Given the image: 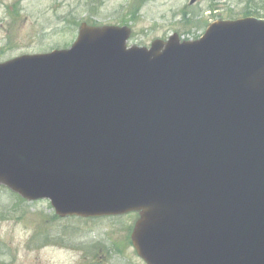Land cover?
<instances>
[{"label":"water","instance_id":"obj_1","mask_svg":"<svg viewBox=\"0 0 264 264\" xmlns=\"http://www.w3.org/2000/svg\"><path fill=\"white\" fill-rule=\"evenodd\" d=\"M131 35L84 23L0 63V185L60 218L139 214L147 264H264V20Z\"/></svg>","mask_w":264,"mask_h":264},{"label":"rangeland","instance_id":"obj_2","mask_svg":"<svg viewBox=\"0 0 264 264\" xmlns=\"http://www.w3.org/2000/svg\"><path fill=\"white\" fill-rule=\"evenodd\" d=\"M140 1L0 0V62L69 49L82 22L99 26L129 22L133 30L129 45L149 47L175 33L194 41L209 24L242 18L257 7L250 0L194 4L192 0H144L139 17L133 20L130 8ZM183 12L200 27L185 24ZM22 201L0 187V264H146L130 239L136 214L61 220L48 201ZM20 216L26 217L19 220Z\"/></svg>","mask_w":264,"mask_h":264},{"label":"trees","instance_id":"obj_3","mask_svg":"<svg viewBox=\"0 0 264 264\" xmlns=\"http://www.w3.org/2000/svg\"><path fill=\"white\" fill-rule=\"evenodd\" d=\"M250 3L255 4L259 8L257 10H255L257 8L256 7L253 10L247 11L246 13H244V17H256V18H262V19H264V13L261 14V12H264V0H250ZM141 9H142V6H141V8H134V9L131 10L130 16L132 17L133 20H136L139 17V14L141 12ZM182 14H183L182 15L183 21H184L185 24H187V25H194L196 27H200V26H198L199 25V22H195L191 18V16L188 15V13H184L183 12ZM125 24H129V22H126Z\"/></svg>","mask_w":264,"mask_h":264},{"label":"bare ground","instance_id":"obj_4","mask_svg":"<svg viewBox=\"0 0 264 264\" xmlns=\"http://www.w3.org/2000/svg\"><path fill=\"white\" fill-rule=\"evenodd\" d=\"M26 216H20L19 217V220H22V219H24Z\"/></svg>","mask_w":264,"mask_h":264}]
</instances>
